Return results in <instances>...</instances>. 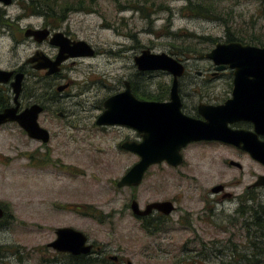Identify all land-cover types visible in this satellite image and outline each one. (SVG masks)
<instances>
[{"label": "rangeland", "instance_id": "rangeland-1", "mask_svg": "<svg viewBox=\"0 0 264 264\" xmlns=\"http://www.w3.org/2000/svg\"><path fill=\"white\" fill-rule=\"evenodd\" d=\"M76 1L45 0L39 8L34 0L0 3V69L24 65L23 91L45 104L38 124L49 133L48 142L41 144L13 123L0 126V264H74L46 247L54 229L61 227L82 232L101 248L102 259L116 255L120 264H241L242 258L249 259L253 249L243 227L247 216L237 212L239 197L248 193L253 175L263 173L261 167L226 147L216 148L222 162L210 155L200 159V153L210 154V147L196 145L185 151L182 167H150L138 187L118 189L115 182L137 161L119 144L136 135L131 128L98 127L94 121L102 102L122 91L124 81L139 95L170 84L166 73L136 70L133 57L145 49L185 63L186 77L206 84L220 102L232 75L213 77L216 71L203 55L216 43L227 42L228 33L234 41L264 44V0H84L82 8L74 6ZM65 4L71 8L64 10ZM44 25L83 41L93 55L69 58L51 77L32 71L24 63L34 51L53 57L56 48L24 38L22 32ZM66 83L65 90L55 91ZM10 94L6 91L5 97ZM230 160L242 170L230 167ZM219 184L232 199L221 201L220 195L211 194ZM254 194L252 206L264 204V190ZM131 199L140 208L173 201L170 228L165 222L163 229H169L164 234H145L130 213ZM180 216L191 224H178ZM227 240L244 248L229 250ZM187 242L191 245L185 246Z\"/></svg>", "mask_w": 264, "mask_h": 264}, {"label": "water", "instance_id": "water-1", "mask_svg": "<svg viewBox=\"0 0 264 264\" xmlns=\"http://www.w3.org/2000/svg\"><path fill=\"white\" fill-rule=\"evenodd\" d=\"M11 0H0L9 5ZM24 37L33 36L37 42L48 35L46 29L24 31ZM49 45L57 48L54 60L36 52L26 62L33 65L34 70H45V76L56 74L60 65L69 58L93 55V50L83 41L70 40L61 32H54L48 40ZM205 58L211 60L216 71L226 69L233 71L232 97L219 106H200L199 111L206 122H200L185 116L180 111V102L176 96V78L181 77L184 66L163 53L154 54L145 49L133 57V63L140 72L166 71L172 77L170 101L153 103L136 100L130 93L129 84L124 82V91L108 97L103 102V111L95 120L97 126L120 125L135 130L140 142H124L121 148L135 154L139 160L130 167L116 182L117 188L135 187L141 182L144 172L149 166L165 162L172 167L182 163L180 151L194 141L217 140L231 144L248 152L257 162L264 165V142L258 136H264V47H256L240 42L217 43ZM11 76L10 88L13 95V108L0 113V125L15 123L31 140L47 143L48 132L37 122L42 109L32 104L17 113L18 97L21 92L23 75L0 70V83ZM67 84L56 87L63 91ZM251 122L254 131L232 130L229 124ZM256 186L264 187V177H260ZM224 190L223 186L214 188V192ZM225 196H230L226 194ZM130 209L135 216L147 215L156 210L167 215L171 211L168 202L151 203L140 212L137 204L132 202ZM3 210L0 208V219ZM55 239L47 244L48 248L71 255L87 254L91 245L85 244L81 232L71 228H58L54 231Z\"/></svg>", "mask_w": 264, "mask_h": 264}, {"label": "flooded vegetation", "instance_id": "flooded-vegetation-1", "mask_svg": "<svg viewBox=\"0 0 264 264\" xmlns=\"http://www.w3.org/2000/svg\"><path fill=\"white\" fill-rule=\"evenodd\" d=\"M0 12L2 13L1 10H0ZM0 22L4 23V21H0ZM26 29H31V30H43V29H46L48 31V35L46 36V38L43 41L37 42L34 39L33 36L24 37L23 34H24V31ZM53 33L54 32L49 31V29L45 25L42 26V27H39V28H32V27H29L28 26V27H26L23 30L22 36L24 38H28V39L32 40L33 42H36L37 44H41L42 42H45V41H47V43L49 44L48 40H49V38L51 37V35ZM229 42H231V41H227L225 43H229ZM215 45H214V47H215ZM212 49H214V48H212ZM36 52H39V53L43 54L41 51H34L33 54H35ZM56 53H57V48H56ZM206 54L207 53H205L203 55L204 58H205V55ZM55 55L53 57H47L46 55H44V56L47 57L49 60L52 61V60H54ZM165 55H167V54H165ZM31 56H29L25 60V63L24 64L27 65L32 71H34V72L36 71V72L42 74L44 77H51V76H54L55 75V74H53L51 76H45V72H46L45 70H34L33 69V65L34 64H30V63H27L26 62ZM170 57L173 58L178 63H181L184 66V72H183L182 76L176 78V81H177V83H176L177 84L176 85V96L178 98V102H180V111L185 116H187L189 118H192V119L197 120V121H200V122H206L205 117L199 111L200 106H214V107L215 106H219V105L224 104L227 100H229L232 97L231 95H232V89H233V71L232 70H229V69H226V70H223V71L218 72V71H216V66L211 62L212 65H213V69L216 71V72L212 73L213 77L219 76L220 73H222V72H224V73H226V72L227 73H231V75H232V83H231V85L228 86V92L226 93L225 96L219 98V99H221L220 102H216V100H214V98H216L217 95L212 94L211 91H207V85L206 84H204V83L203 84H197L194 81V77H192V76L186 77V75H187V67H186L185 63L181 62L180 60H177L176 58H174L172 56H170ZM61 65H60V67H61ZM0 70H3V69H0ZM3 71H5V72H12V75H14L16 73H21L23 75V77L21 79V92H20V95H19V98H18V109H17V113L21 112L24 108H26V107H28V106H30L32 104H37L38 106H40L41 109H42V111H41V113H42L44 111L45 104L41 105L39 103H36L34 101L35 95H30V92L26 93V95H25V92L23 91V81H24V76H25L24 65L18 67L15 70H3ZM157 71L166 73L167 76L170 79V84L167 85L163 89H159V91L157 93L156 92L155 93L154 92H151L150 93V92L147 91V93L144 92L145 94L143 93V94L139 95L138 94V91L136 90L135 87L132 86L131 82L124 81V82H127L129 84L130 93L133 95V97L136 100H138V101H145V102H153V103H167V102L170 101V91H171V85H172L173 77L168 72H166V71H161V70H157ZM138 72H140V71H138ZM144 72H151V71H144ZM196 75L197 76H200L202 74L200 72H196ZM183 79H185V81H186L185 83H182V80ZM11 81H13V76H11L4 83H0V113H2L6 109H9V108H13L14 107L13 100H12V98H13L12 94H10L8 97H5V92L6 91H8V92L11 93V89H10V82ZM66 84H67V87H68L69 86V83H66ZM50 87H51V85H50ZM124 89H125V87L123 85V90L122 91H124ZM55 91H56V88H55ZM122 91H120V92H122ZM120 92H118V93H120ZM103 102H102V105H103ZM102 108H103V106H102ZM39 115H38V117H39ZM59 116H61V114H59ZM97 117H96V119H97ZM37 121H38V118H37ZM5 124H8V123H5ZM5 124H3V125H5ZM94 124H95V121H94ZM98 127H105V126H98ZM228 127L230 129H232V130H245V131H251V132L254 131V125L251 122L240 121V122H236V123H233V124H229ZM124 128H126V127L124 126ZM133 132L136 135L135 136L136 137L135 139H131V140L126 139V140L122 141L119 144V148L122 151H124V152H126L128 154L134 155L137 158V161L135 163H133L132 166L138 162L139 158L135 154H133V153L127 151V150L122 149L121 148V144L124 143V142H140L141 141V138H140L139 134L135 130ZM258 139H259V141L264 142V136L259 135L258 136ZM41 144H46V143H41ZM196 145H200L202 147L208 145L210 147V154H207L206 151L203 152V153H200L201 154L200 159H204V158H206L207 155H210L211 158L214 157L213 158L214 160L218 161L217 159L219 158L220 160L218 162H222L223 160L221 159L220 150H216V148H218V147L219 148L226 147V148H230V149L236 151L238 153L237 154L238 156L239 155H243V156L245 155V156H247L253 164H256L257 166L261 167L262 170H264V165L261 164V163H259V162H257L256 160H254L249 155L248 152H245V151H243V150H241V149H239L236 146H233L231 144L223 143V142L217 141V140H211V141H204V140H202V141H194V142H191L188 145H186L184 148H182L181 151H180V154L182 156V163L180 165H177L175 167H172L171 165H168L165 162H160L158 164H154L152 166H149L147 168V170L150 167H153V166H155V167L165 166V167L170 168V169H175V168H178V167H182L184 165L185 161H186L185 160V151L189 147L196 146ZM202 150H205V149H202ZM227 164H229L230 167H235V168H237L239 170H242V165L240 163L236 162V161L230 160V161H228ZM132 166H130V167H132ZM147 170L144 172V174L142 176V179H141V182H142L143 177L145 176ZM253 176H254L255 179L252 181L253 184L247 187L248 193L246 192L243 196L239 197L240 198V201H241L240 203L242 204V206L240 208H238L239 210H238L237 214L238 215H241L242 217L247 216V218L244 219L243 227H244L245 223L249 222V220L251 219V210L254 207V206H252V204L254 202V197H255V194H256V193L254 194V191H256V190H264V187L256 186V184H255V183H258L260 177H264V171H263L262 174L253 175ZM116 182H115V185H116ZM141 182L139 183V185L141 184ZM139 185H137L135 187H122V188H129V189L132 188L133 189V188L138 187ZM217 186H223L224 187V190H220L218 192H214V188H216ZM217 186L212 187V189L210 190L211 191V194H213L215 196L220 195V197H219L220 199L219 200H221V201H225V200H228V199H232L233 198V194L228 193V192L225 191V188L226 187L224 185L219 184ZM122 188H118V189H122ZM226 194H229L230 196H225ZM236 200H237V198H236ZM132 202H135L137 204V202L134 199H131L130 200V202H129V210H130V213L139 222V224L141 225V229L144 231L145 234H147V235H153V236L154 235H157V234H164L170 228V226H171L170 225V222H171L170 216H172L175 213V211H176V208L174 206V202L173 201H169V200L153 201V202H150V203L145 204L143 208H140L138 206V204H137V208H138V210L140 212L144 211L145 210V207L147 205L151 204V203H164V202H168L171 205V211L167 215L161 214L160 212H158L156 210H151L147 215H144V216H135V215H133V213H132V211L130 209V205H131ZM217 203L214 202V204H217ZM3 215H4V211H3ZM198 218H199L200 221L202 220L201 216H199ZM185 220H186V223L184 224ZM165 222L166 223H169V228L163 229L164 228L163 224ZM177 223L178 224H182V225L183 224L184 225L191 224L189 218L184 219L183 216H180V217L177 218ZM68 228H71V227H68ZM56 229H58V228H56ZM56 229H54V231ZM71 229H73V228H71ZM74 230H76V229H74ZM76 231H78V230H76ZM81 234L85 237V244L86 245H91V249L89 250V252L87 254L71 255V254H68V253L56 252V251L52 250L51 248H49V249L52 250L55 253L65 254V256L69 260H72L71 258L82 257L84 259L86 258V259H89V260L94 261V264H120L119 263V259H118V257L116 255H108V256L106 255V257L104 259H102L103 257H101V254H102L103 251L101 250V248L98 247V246H95L93 243H90L89 240L87 239V237L82 232H81ZM54 239H55V235H54ZM246 239L247 240H250V243H249L248 247L251 248V249H253V251H254L255 248H254L253 244L255 242V239H258V238L255 237V234H254V231L253 230H252L251 234L246 233ZM188 244L191 245V242H187L185 244V246H187ZM234 246L237 249V251L244 248V247H241V245H239V244H234ZM46 247H47V245H46ZM159 247L160 246L157 245L156 248L159 250ZM153 248L154 247H152V249ZM125 264H130V263H129V261H125Z\"/></svg>", "mask_w": 264, "mask_h": 264}, {"label": "trees", "instance_id": "trees-1", "mask_svg": "<svg viewBox=\"0 0 264 264\" xmlns=\"http://www.w3.org/2000/svg\"><path fill=\"white\" fill-rule=\"evenodd\" d=\"M40 1L44 2L45 0H34V4L36 5V8L41 7L40 6ZM91 1V0H90ZM85 5H87L85 3L84 0H77L74 6H77V8H82ZM68 5L65 4L64 5V10H67V8H71V7H67ZM209 9V8H207ZM64 16H62L60 19H62ZM228 35V41L231 42H241L243 43L245 40L240 38L239 41H234V38L231 37L232 35L230 33L227 34ZM245 44V43H244ZM259 45H261V43L259 42ZM260 47H264V44H262ZM255 199V198H254ZM246 211V210H245ZM249 211V210H248ZM244 229L246 230V232L248 234H251L252 230L254 231L255 237L258 239H255V242L253 244L254 246V251L252 256L247 259V258H242L240 260L239 263H249V264H259V260L260 258L264 259V204H256L254 205V207L251 210V219L249 220V222L245 223L244 225ZM225 245H228V249L234 251L237 253V249L234 246V243L232 242V240H227V243ZM256 250H261V253L257 252ZM260 255V258L255 257L257 254ZM263 254V255H261ZM231 255H233V253L231 252ZM72 260H70L71 262H73L74 264H94V261L89 260V259H84L82 257H76V258H71Z\"/></svg>", "mask_w": 264, "mask_h": 264}]
</instances>
